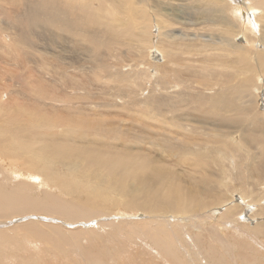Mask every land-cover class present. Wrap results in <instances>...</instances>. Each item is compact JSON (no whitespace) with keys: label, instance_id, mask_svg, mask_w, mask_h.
I'll return each mask as SVG.
<instances>
[{"label":"bare ground","instance_id":"bare-ground-1","mask_svg":"<svg viewBox=\"0 0 264 264\" xmlns=\"http://www.w3.org/2000/svg\"><path fill=\"white\" fill-rule=\"evenodd\" d=\"M10 1L24 10L15 20L19 17L33 40L48 36V51L45 56L33 44L10 61L30 102L0 100V247L16 246L23 233L24 245L39 249L40 240L50 238L39 229L48 216L71 221L102 216L109 221L91 222V227H114L124 241L127 236L145 240L144 249L161 264H181L187 256L178 255L174 233L183 232L188 259L199 255L192 250L202 241L201 232L183 230L189 223L202 229L211 220L213 228L233 232L247 226L246 210L264 197V190L258 192L264 180V108L257 103L258 92H264V0ZM167 6L191 11L180 14ZM190 26L202 32L218 28V39H204L206 32L194 34ZM7 28L0 23V41L12 55L17 41L29 36L20 30L9 34ZM197 43L202 50L197 55H203L198 60L189 57ZM107 54L108 61L103 59ZM81 77L90 90L81 91ZM183 168L192 171L185 174ZM60 169L64 174L57 173ZM66 173L75 177L68 179ZM35 176L44 187L42 197L30 182ZM233 192L249 204L246 209L225 207ZM113 206L146 216L138 227L122 225L106 214ZM263 210L264 205L253 217ZM10 214L26 219L7 222L15 234L3 227ZM39 214L47 217L39 221ZM246 235L249 245L264 246L253 233ZM83 236L88 245L91 238ZM77 245L81 256L92 260L90 250L86 254Z\"/></svg>","mask_w":264,"mask_h":264},{"label":"rangeland","instance_id":"rangeland-1","mask_svg":"<svg viewBox=\"0 0 264 264\" xmlns=\"http://www.w3.org/2000/svg\"><path fill=\"white\" fill-rule=\"evenodd\" d=\"M165 1L172 2L173 0H165ZM182 2H185V0H182ZM172 3L176 4L178 2H172ZM167 8H172L174 12L180 13V14H182L181 12L186 11L188 13L191 11V9H190L191 7L179 9V12H177L178 11L177 7L167 6ZM23 11L24 10H21V8H19L16 4L11 2L10 0H0V23L2 24V26L8 27L7 31L9 32V34H10V32H14L15 30H20L29 36V38L26 42H22V40L17 41V53L12 54V55H7L4 52V50L1 46L2 39L0 41V66H1L0 71L10 72L13 75H15L13 80H8L4 75L0 74V90L2 91V95H3L0 100L2 102H8L11 100H17V102H27V100L25 98L28 97V93L22 90V83H19L18 78H17V68L12 66V64L10 63L11 59L13 57L22 56L21 52L31 51L29 48L33 49L34 48L33 44H36V46L40 47L37 50L41 49L40 51H42L43 55H45V52L48 51L46 49V44H45L48 40V36L44 37V36L39 35L37 37V39L33 40L32 34H29L26 31V27L24 26V24H21L18 22L19 17H17V22H16L15 15L17 14V16H18V15L22 14ZM201 26H203V25L201 24ZM172 27L178 28L179 30L181 28V27H179V25H176V24H172ZM191 27L192 26H190L188 29H191V30L193 29V32H195L194 34L200 35L201 33L206 32V35L203 36L204 39H215V37L218 39V34H219L218 28L214 29V28L206 27L203 30L204 32H202L199 28H198L199 31H195V30H197V28L196 27L191 28ZM152 32H155V30L153 29ZM18 33L20 35H22L21 32H18ZM239 39L240 38H237L236 41L239 42ZM43 43H44V45H43ZM191 49H192V53H191V56H189V57H194V58H197V60H198L200 58V56H203V55H197L198 51H202L201 45L199 43H197L196 46L194 44L191 47ZM30 57L32 58L34 56L30 55ZM35 58L39 61L41 59L46 61V59H44V58H38V57H35ZM85 59L88 60V57H86ZM103 59H106L108 61V54L105 57H103ZM200 63H202V61H200ZM204 65H206V63H204ZM29 66L32 67L33 71L34 70L36 71L38 69L35 62H31V65L29 64ZM217 68H219V67H216V69ZM103 80L107 85H109L111 83V80L107 79L105 76H104ZM83 81H84V86H83V89L81 91L85 92L87 90H90L91 86H89L84 79H83ZM211 89H213V88L211 87ZM258 94H259L260 100L257 101V103H258L259 109L262 111V109L264 108V92H263V90L259 91ZM28 102H30V101H28ZM42 107L45 111L46 107L44 105ZM37 109L39 110L40 106H38ZM36 112L37 111H35V113ZM115 116L121 117L120 115H115ZM151 121H154V120H151ZM165 126H169V125H165ZM233 138H235V140H236L237 136L234 135ZM12 146L17 147V144L12 143ZM147 147L148 146L145 145V148H147ZM17 153H19L18 150H17ZM153 153L159 155V152L156 150H153ZM18 157L19 156H17V158ZM169 162L172 163V161H169ZM183 169L185 171V174L187 172L192 171L191 169H188V168H183ZM57 173L64 174L61 171V169ZM66 177L68 179H73L75 176H73L70 173H66ZM12 178H14L15 180H19V179H21V176L20 175H11L10 179H12ZM30 182L32 185L37 186V188L34 190V192L37 194V196L42 197L43 196L42 189H44V187H42L40 185V177L35 176L34 178H31ZM58 185L61 186L60 184H58ZM247 185H248V187H250L249 184H247ZM55 190L59 193L60 188H55ZM261 190L262 191L264 190V180H263L258 192H260ZM65 195H69V194H65ZM110 195H112V194H110ZM235 195L237 197L239 196L235 192L229 194V196H232L233 201L226 203L225 207L230 206V205L232 206V205L236 204L240 207L245 208V205H249L247 202L242 204L240 202V199L236 200ZM69 196H74V195H69ZM225 202L226 201H224L222 203H225ZM263 205H264V197H261L258 200V202L253 201L251 206H254L255 208L251 211L246 210V218H248V219H247V221H245V219H243V222L247 226H242L243 228L241 227L239 229V231H237V230H235L234 232L232 230L227 231L224 226H220L219 230H217L215 228V226L213 228L212 226L209 225L210 223L214 224V222L211 220H207L206 222H204L202 229H200L198 227L194 228L189 223V225H187V227H185L183 230L184 231L187 230V231H191V232H195V233L201 232V236H199V239L201 238V240H202L201 242H199V248L192 250L193 252H197L199 255H195V254L192 255L193 254L192 253L189 255V259H188V255L186 254V249L188 251L189 244L186 241H185L186 245H184L182 243L183 232H180V231L175 232L173 235V238L175 240V248L177 250V253H178V255L187 256V258L185 257L186 259L183 258L181 260V264H182V262H183V264H241V263L242 264H264V246L260 247L262 244L260 242L252 243L249 245L248 242L251 239L249 236L246 235V234H248L250 236H253L252 235V233H253L254 234L253 238H257V241L262 240V242H264V237H263L264 236V225H262V224H264V210L261 213V214H263L262 217H261V214H258L259 217H261V218H259L258 216L256 218L253 217V215H254L253 213L256 212V210L259 209ZM225 207H222L221 210L223 211L225 209ZM108 211L109 212L106 214H112L113 219L115 221L116 220L119 221L122 225L128 224L132 228L138 227L137 222L140 220H144V217L146 216V215L143 216L134 210L126 209L122 206H113ZM13 215H16V214H10L11 217ZM216 215L218 216L219 213H217ZM38 216H39V218L40 217L41 218L47 217L46 215L42 216V214H39ZM17 217H19V216H16V217L14 216V217H12L13 219H10V218L3 219L6 222V225L3 227H5L6 229L7 228L9 229L11 226L9 224H7V222L12 221V220H13V224H15V223L21 224V223H24V221H26V219L20 220V218H17ZM48 217H49L48 219L43 220L45 222H41L42 225L41 224L40 225L42 228H39V229H43V230L48 231L49 232L48 236L50 238L46 239V237H45L44 240H40L41 242H39V244H40L39 249H33V248L31 249L29 247H26L24 245V242L20 239V238H23L24 236L19 237L20 235H23V233H22V234L17 236V239H18L17 243H19V244L16 243V246L14 243H12V246L8 247L7 244L4 243V245H2L0 247V252H1L0 254L3 255V256L0 255V264H61V263L62 264H95V263L96 264H100V263L101 264H161L159 262V259H157V257L151 256V253L144 249L143 245H146V244H144L145 240L140 239V238L133 240L132 238L127 236V239L124 241V238H122V236L119 234V233H121L120 230H115V232H114L113 231L114 227H112L111 229L108 227L102 228L100 226H99V228L97 226L91 227L92 226V225H90L91 222L97 223V222L109 221V220H105V218H103L102 216L98 217L96 219L95 218L92 219L93 221L92 220L71 221V220L63 219V217H59V216H53V217L48 216ZM41 218L39 219V221H42ZM55 219H57L58 221H56ZM240 224H241V222H240ZM215 225H217V224L215 223ZM55 226H57V227H55ZM152 226H155V224H153ZM0 227H2V226L0 225ZM66 227L69 228L68 231H67ZM246 227H247V229H246ZM53 228H54V230H53ZM214 229L216 230V233L212 234L214 232ZM56 230L57 231L59 230L62 232H60V234L57 235ZM8 231L9 232L13 231V234H15V231L17 233V230L12 229V228H10V230H8ZM103 231H106L107 233L105 234V232H103ZM242 231L245 232L246 234L245 235L240 234ZM84 233H88V237H90L91 239H92L93 234L94 235L99 234V236H97V235H96L97 237L94 236L92 241L90 242V240H91L90 239L89 244L87 245L84 241V239H85L83 236ZM126 233H127V231H126ZM224 234H226V235H224ZM59 235H61L62 237L65 236L63 241H61V238L57 239V237ZM218 235H219V238H218ZM68 236H69V238H68ZM241 236H242V238H241ZM71 237L72 238L74 237L75 239L74 238L72 239ZM189 237L193 238L191 235ZM35 239H37V238H35ZM56 239H57V241H56ZM48 240H50V241H48ZM146 241H148V240H146ZM54 243L57 246H55ZM77 243H81L82 244L81 247L84 248V250L85 249L90 250L88 256L92 260L89 261V259L86 256H83V257L81 256V253L79 250L80 246H78ZM230 243H232V244L238 243V245H240V246L242 245V246L237 247V249H236V248L230 247L229 246ZM59 244L61 245V248H60ZM71 244L75 247H73ZM17 245H19V247L21 246L20 247V250L22 249L21 251H19V249L17 250V247H18ZM14 247L16 250L14 249ZM23 250H27V251H23ZM17 251H19V252L17 253ZM66 251H67V253H66ZM12 252H13V254H12ZM73 253H74V255H73ZM85 253L87 254L86 250H85ZM71 254H72V257H71ZM208 254H210V256L212 255V257H209ZM17 255L19 257H21V259H18V261L16 262L15 260H17ZM252 256L254 258H256L253 260V262H252ZM93 259L97 260V261L94 262ZM257 259H258V261H257ZM2 260H3V262H4V260H7V261H5L3 263ZM8 260H11V261H8ZM98 260H101V261L98 262Z\"/></svg>","mask_w":264,"mask_h":264}]
</instances>
